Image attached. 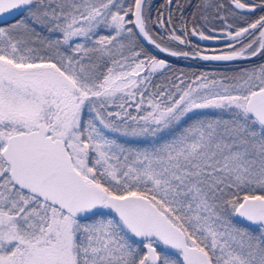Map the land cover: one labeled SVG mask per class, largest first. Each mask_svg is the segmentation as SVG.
Wrapping results in <instances>:
<instances>
[{"label": "snow or ice", "instance_id": "obj_1", "mask_svg": "<svg viewBox=\"0 0 264 264\" xmlns=\"http://www.w3.org/2000/svg\"><path fill=\"white\" fill-rule=\"evenodd\" d=\"M0 264H264V0H0Z\"/></svg>", "mask_w": 264, "mask_h": 264}, {"label": "trees", "instance_id": "obj_2", "mask_svg": "<svg viewBox=\"0 0 264 264\" xmlns=\"http://www.w3.org/2000/svg\"><path fill=\"white\" fill-rule=\"evenodd\" d=\"M163 3V0H157L154 2L157 8ZM246 62L238 61V62H227L226 64L222 65H214L210 63H199L198 61H180V62H174V68L175 69H182L185 72H202V71H217L222 69H234L241 66H244Z\"/></svg>", "mask_w": 264, "mask_h": 264}, {"label": "rangeland", "instance_id": "obj_3", "mask_svg": "<svg viewBox=\"0 0 264 264\" xmlns=\"http://www.w3.org/2000/svg\"><path fill=\"white\" fill-rule=\"evenodd\" d=\"M155 1H157V0H154V2ZM194 61H196V60H194ZM199 63H201L202 61H198ZM204 63V62H203ZM205 63H207V62H205ZM208 63H210V64H214V65H222V64H226L227 62H208Z\"/></svg>", "mask_w": 264, "mask_h": 264}]
</instances>
